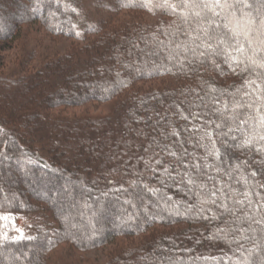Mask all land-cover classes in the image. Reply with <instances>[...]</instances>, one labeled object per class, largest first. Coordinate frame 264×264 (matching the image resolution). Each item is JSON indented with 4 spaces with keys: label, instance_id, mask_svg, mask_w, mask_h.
<instances>
[{
    "label": "trees",
    "instance_id": "obj_1",
    "mask_svg": "<svg viewBox=\"0 0 264 264\" xmlns=\"http://www.w3.org/2000/svg\"><path fill=\"white\" fill-rule=\"evenodd\" d=\"M88 3L100 10L95 20ZM164 3L0 0V41L12 42L21 25L33 22L48 34L83 40L67 55L45 59L33 75L0 76V217L49 214L56 223L21 240L5 236L0 219V264H51L48 255L61 244L88 251L118 237L135 242L116 248L106 264H264V223L237 231L236 217L220 216L197 196L215 185L224 190L218 203L233 207L225 200L231 191L234 198H250L254 208L264 204V188L252 175L253 165L264 168V128L251 119L234 123L229 137L236 139L227 143L215 128V109L228 103L229 114L231 93L241 89L250 93L243 102L256 101L264 84L254 91L255 85L244 86L239 68L234 73L219 60V68L201 62L198 52L181 48L175 56L172 50L187 37L183 31L172 35L181 22ZM244 3V18L231 26L251 27L258 44L264 38L258 37L261 5ZM126 11L127 18H118ZM253 18L257 23L249 25ZM89 103L109 104V114L66 113ZM173 128L179 136L168 135ZM203 133L213 140L212 150ZM196 164L212 179L197 176ZM186 171L195 185L187 184ZM248 212L264 221V208Z\"/></svg>",
    "mask_w": 264,
    "mask_h": 264
},
{
    "label": "snow or ice",
    "instance_id": "obj_2",
    "mask_svg": "<svg viewBox=\"0 0 264 264\" xmlns=\"http://www.w3.org/2000/svg\"><path fill=\"white\" fill-rule=\"evenodd\" d=\"M261 7L257 11L256 15L260 18L258 23L260 28L264 29V0H259ZM143 6V5H141ZM165 9L170 11V14L177 15L180 19V25L177 26L176 32L172 35L175 36L177 32L183 31V34L187 37V42L181 46L177 45L176 49L172 52L175 56H179L181 53L179 49L183 48L184 52H198V56L201 62H211L219 68L217 60L226 64L235 73L239 68V73L243 79L244 86L250 87L255 85L254 91L259 92L261 85L264 84V38L259 39V43H254L253 29L249 27L246 31L238 30L233 25V21L243 19L245 15L246 5L244 0H175L174 3H170L169 0H165V3L161 5ZM257 21L255 18L248 21V24H255ZM258 37H264V31L258 30ZM186 58V57H185ZM183 66L184 61H178ZM255 75V79L249 80L246 76ZM240 94L241 99L237 100L236 95ZM232 105L229 114H225V110L229 109V104L225 103L223 108L215 109V113L219 117L220 122L215 123V128L219 131L216 132L217 136L223 134V142L227 143L230 138L235 140V136L229 137V133H232L234 129L232 124L239 122L240 125L248 123V120H256L258 125L264 128V102L256 103V101H264V96L256 95V101L243 102L244 97H250V93L247 91H241L237 89L236 93H231ZM219 103V101H215ZM253 110L257 115L253 116L248 110ZM240 110V111H237ZM194 118H201L199 113L191 114ZM183 119H189L188 116H182ZM226 129V130H225ZM187 130V129H186ZM168 135L179 136V133L173 128V131ZM167 138V137H165ZM264 140V135L260 137ZM178 143L180 141H177ZM162 150H167L165 145ZM259 151V150H257ZM172 156H176L175 152L170 153ZM217 158H220L219 151L216 152ZM159 162V161H158ZM180 164L187 169V164L180 160ZM193 170L197 176L203 175L207 179L211 180L212 177L207 172H202L199 164L193 165ZM253 176L256 173H252ZM185 176L188 177L187 184L195 185L196 181L191 178L186 171ZM183 182V181H182ZM198 187L203 190L206 188V184L201 183ZM264 188V185H261ZM221 188H217L213 185V189L208 191H201L197 193L198 198H201L204 203H210L216 206L217 211L220 212V216L225 214H231L236 217V220L240 222V228L237 231H251V224H261L264 221L256 218L254 215H250L248 211H243L245 207L249 210L258 212L261 208H264V204H258L255 208L250 198L251 193L237 192L236 197L243 196L248 199L234 198L231 191L225 194V200H231L233 207H229L226 202L218 203V194L223 192ZM260 194L257 193V196ZM235 206H239L237 209ZM242 211L243 214L236 216V211ZM211 211V209H209ZM208 217H205L207 219ZM213 218H220L214 216ZM0 219L6 220L7 217H0ZM247 223L249 227L243 228V225ZM17 239H33L32 237H26L21 233Z\"/></svg>",
    "mask_w": 264,
    "mask_h": 264
},
{
    "label": "rangeland",
    "instance_id": "obj_3",
    "mask_svg": "<svg viewBox=\"0 0 264 264\" xmlns=\"http://www.w3.org/2000/svg\"><path fill=\"white\" fill-rule=\"evenodd\" d=\"M252 4V3H251ZM259 4V3H258ZM257 5V2L255 3ZM89 11L96 18L97 7L88 3ZM260 6V4H259ZM261 7V6H260ZM130 12H122L118 18L126 17ZM114 18V17H112ZM90 18L89 20H91ZM84 27V23L82 27ZM18 31V38L16 37L12 42L0 41V76H6L9 79H14L21 76L33 75L44 64V60L55 55H67L73 48L77 49L83 44V40L74 36L68 37L65 35H51L46 33L43 27L37 23H27L20 26ZM84 29H82V34ZM85 37L90 38L89 35ZM85 39V38H84ZM109 104L89 103L85 107L68 108L66 113L81 114L88 112L89 115L109 114L111 107ZM203 144L207 145V140L210 145V150L214 145L213 140L208 138L204 133ZM209 149V147H208ZM210 154V153H209ZM216 160V158H214ZM231 173L233 169L230 168ZM252 173H256L255 178L258 182L264 185V168L253 165ZM237 177V175H235ZM234 185L236 182H233ZM82 209L81 204H79ZM248 211H251L247 209ZM94 216V213H93ZM8 219L4 220L7 237H19L21 233L24 236L34 235L37 227L46 229L56 226L55 221L52 220L49 214L21 216L14 214L6 216ZM112 216L107 214L105 219L109 221ZM104 219V218H103ZM10 230V231H8ZM135 242L133 238L118 237L115 244L105 245L104 247L91 249L88 251L76 250L68 244H61L49 253L51 264H106L112 252L122 245H130ZM21 255V254H20ZM6 264H9L6 263Z\"/></svg>",
    "mask_w": 264,
    "mask_h": 264
}]
</instances>
